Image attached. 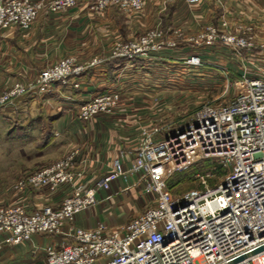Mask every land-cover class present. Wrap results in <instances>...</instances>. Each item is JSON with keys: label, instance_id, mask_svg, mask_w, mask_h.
I'll list each match as a JSON object with an SVG mask.
<instances>
[{"label": "built area", "instance_id": "built-area-1", "mask_svg": "<svg viewBox=\"0 0 264 264\" xmlns=\"http://www.w3.org/2000/svg\"><path fill=\"white\" fill-rule=\"evenodd\" d=\"M146 1L96 0L90 9L94 13L109 8L141 12ZM187 2L194 5L200 0ZM78 4L79 0H1L0 55L6 33L28 31L43 13H62ZM252 30L226 21L205 26L187 38L193 51L186 65L202 67L205 51L217 47H227L237 55L258 47L263 61L264 43L257 45ZM173 33L176 38L182 36L179 30ZM163 39L162 32L153 29L144 37L116 44L112 58L134 62L177 46V41ZM99 62L96 59L91 65ZM86 68L74 57L62 59L31 81L0 90V111L16 99L68 85ZM215 68L229 76L228 70ZM228 78L221 102L203 105L187 126L145 132L128 171L116 160L109 173L87 186L85 160L74 149L17 182L18 192L44 188L56 192L68 186L70 193L59 206L44 205L34 211L23 203L0 204V234L6 236L5 242L19 245L36 234L61 237V246L44 249L46 264H264V71L257 69L250 75L246 69L236 80ZM120 96L116 89L96 95L77 109V118L89 121L111 113ZM208 160L227 171L217 184H208L207 175L201 178V188L180 195L167 188L174 172ZM134 175L138 181L122 191L146 178V190L156 195L153 205L121 229L104 224L92 229L76 226V216L97 204L98 191L109 192L113 182ZM112 198L113 194L107 196V200Z\"/></svg>", "mask_w": 264, "mask_h": 264}, {"label": "crops", "instance_id": "crops-1", "mask_svg": "<svg viewBox=\"0 0 264 264\" xmlns=\"http://www.w3.org/2000/svg\"><path fill=\"white\" fill-rule=\"evenodd\" d=\"M95 1L79 0L78 6L65 12L43 13L28 31L6 33L2 37L0 55V90L16 82L33 80L42 69L68 55H75L87 65L85 72L71 79L68 85H55L48 94L16 99L14 104L0 111V120H6L9 125L27 126L30 140L43 142L40 149H43L41 153L46 162L60 159L73 149H80L85 154L80 158L85 160L86 181H94L109 173L116 160L125 169L131 166L138 143L132 142L138 138L139 126L145 119L136 118L133 124L126 115L119 113L114 118L100 116L88 123L79 122L75 117L77 109L96 95L114 89L126 96L172 92L171 89L176 87L167 82L171 78L181 81L182 75L187 74L184 69L187 55L193 51L187 43V34L198 33L209 24L219 25L224 14L222 7L210 0H200L194 5L186 0H147L145 10L137 16H128L113 8L94 13L90 6ZM229 1L226 7L230 6L232 13L237 14L243 9L241 1ZM248 1L250 4L251 1ZM253 6L257 17L251 24H255V41L260 45L264 43V0H253ZM243 11L248 12L249 8ZM154 27L169 31L181 28L185 36L177 41L175 48L152 53L148 58L136 60L130 65L110 56L117 40L133 38ZM223 49L206 51L203 54L204 64L209 65L212 60L225 63L228 70L238 76L246 69L250 75H255L253 66L246 67L244 63H254L256 68L263 64L258 47L256 51L244 50L240 55ZM93 59L100 62L91 65ZM77 165L80 164L77 162ZM136 180L135 175L129 176L126 180L113 182L109 192L98 191L97 204L76 216V226L92 229L100 223H107L111 229L123 227L127 214L121 206L126 201L123 197L126 191L122 189L134 185ZM69 193L67 187L56 192L47 188L29 189L13 192L7 201H0V204L23 203L29 211H34L44 205L59 206ZM109 194H113L111 200L114 207L107 212L104 203L111 201L107 200ZM5 239L6 236L0 234V264H46L44 249L62 245L61 237L42 234H36L30 242L19 245L8 244Z\"/></svg>", "mask_w": 264, "mask_h": 264}, {"label": "rangeland", "instance_id": "rangeland-1", "mask_svg": "<svg viewBox=\"0 0 264 264\" xmlns=\"http://www.w3.org/2000/svg\"><path fill=\"white\" fill-rule=\"evenodd\" d=\"M210 1H212L213 4L222 7V9L224 10V14L222 13L223 14L222 21H226L232 26L237 24H242L243 26L250 27L253 29L252 33L254 34L255 39L257 38V31L255 28V24H251L252 21H254V18L257 17L256 16L257 14L255 13V8L253 6V0H250L251 1L250 4L248 0H239L242 3V8L243 9L249 8V11L247 12L241 9L237 14L232 13L230 6L226 7V4L230 2L229 0H210ZM145 7L141 12H132V13H126L123 11L121 12L128 16H137L138 14H141L145 10ZM249 18H251V20H249ZM156 28L157 30L159 29V31L162 32L164 41H169V40L178 41L185 36L184 35L185 33L181 28H174L172 31L166 30L162 27H156ZM156 28L155 27L149 28L143 33L137 34L136 36L130 39L117 40V42L111 48L110 56L112 57V53L115 49L116 44L120 42H126L132 39H136V38L138 39L144 37L146 34H148L150 31ZM176 30L180 31V34L182 35L181 38L175 37L173 32ZM198 33L192 35L187 34V38L191 36H195ZM217 48L219 49L224 48L223 50H226L229 53L233 52L227 47H217ZM213 49L215 48H211L206 51H211ZM223 56H225V52L223 53ZM68 57H74L79 65H82L84 67L87 66L82 61H80V59L75 57V55H68L66 57H63L62 59ZM94 60L96 59H93L91 63ZM122 60L126 61L127 64L129 65L135 62V61L130 62L126 59H122ZM55 63H52L50 65H53ZM209 63H210L209 65L204 64L202 67L197 69L189 67L188 65L185 66L184 69H185V73L187 74L182 75L181 81L180 79L177 78L175 79L171 78V80L167 82L168 85L172 87H176L174 89H171L172 92L161 93L157 95L132 94L130 96L129 95L126 96V94L121 91L120 100L117 106L115 107V109L111 113L99 114L93 117L92 119H90L89 121L79 120L77 118V115L75 114L76 120L79 122L88 123L100 116H105L107 118H114L119 116L120 115L119 113H121V115L123 116L126 115L127 118L129 119V122H133L134 124L136 118L144 117L145 122L143 123V125L139 126L140 128H139L138 138L136 139V141L132 143L135 142L139 143L145 132H152V130L154 129L177 130L180 126H184V125L187 126V124L193 120L197 110L201 108L203 105L212 104L214 102L215 103L221 102L220 98L224 93L225 86L227 85V81L229 79L228 77H230L231 79L239 77L238 74H235L231 70H228L225 63H217L215 60H212ZM244 64L246 67L253 66V68L256 71L257 69L264 71V60H263V64H261L262 66L259 68H256L254 66V63L253 65L251 63L248 64L244 63ZM215 65L216 66L218 65L220 67L219 69H222L224 71L228 70L227 72H229L228 73L229 76L228 75L226 76L225 73L221 74L215 68L216 67ZM189 70H191V72H189ZM199 73H202L203 75L198 76L197 74ZM177 84L179 86H176ZM232 97L233 95L231 92L228 98L231 99ZM228 98L226 99L227 101L229 100ZM27 128H28L27 126H21V124L9 125L6 120H0V201H7L13 192H18L15 189L17 182H19L29 174L39 169L52 165L53 163L62 159L63 157L66 156V154L72 151V150L69 151L60 159L57 158V160L55 161L46 162V160L43 158L44 155H42L41 153L43 149H40V145H42L43 142L31 141L30 130H27ZM163 133H161V135H158L156 138L162 137ZM79 152L81 155H85L80 149ZM130 167L126 169V171H128ZM206 171H210V172H206ZM226 172L227 171L223 169L215 161L212 160L202 161L192 165L187 170L174 172L168 179L167 188L174 195H180L186 191L201 188L202 176L209 175V177H205V178L208 181V184L214 185L217 184L225 176ZM99 178L100 177L96 178L94 181H85V182L87 186H91ZM136 178H137L136 181H138V176H136ZM147 183L148 180L145 178L144 180H142V182L138 183V185H135L132 189L126 191L125 194L123 195L126 201L125 203L121 204V206L122 205L124 206V210L126 211L127 214L123 226H125L132 218L136 217L138 214L145 212L148 209V207L153 205V203L155 202L156 195L152 191L146 190ZM66 187L70 190L68 186ZM112 203H113L112 200L104 203L105 210H108L107 212L112 211L114 207V204ZM101 224L109 226L107 223H100L99 225Z\"/></svg>", "mask_w": 264, "mask_h": 264}, {"label": "trees", "instance_id": "trees-1", "mask_svg": "<svg viewBox=\"0 0 264 264\" xmlns=\"http://www.w3.org/2000/svg\"><path fill=\"white\" fill-rule=\"evenodd\" d=\"M206 172H210V171H206Z\"/></svg>", "mask_w": 264, "mask_h": 264}]
</instances>
